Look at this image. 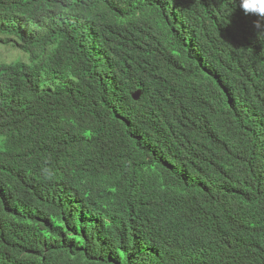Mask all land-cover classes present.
<instances>
[{"label": "trees", "instance_id": "1", "mask_svg": "<svg viewBox=\"0 0 264 264\" xmlns=\"http://www.w3.org/2000/svg\"><path fill=\"white\" fill-rule=\"evenodd\" d=\"M259 19L0 0V264H264Z\"/></svg>", "mask_w": 264, "mask_h": 264}, {"label": "rangeland", "instance_id": "2", "mask_svg": "<svg viewBox=\"0 0 264 264\" xmlns=\"http://www.w3.org/2000/svg\"><path fill=\"white\" fill-rule=\"evenodd\" d=\"M28 55L24 53L11 39L0 40V62L14 60H27ZM2 136L0 135V141Z\"/></svg>", "mask_w": 264, "mask_h": 264}, {"label": "clouds", "instance_id": "3", "mask_svg": "<svg viewBox=\"0 0 264 264\" xmlns=\"http://www.w3.org/2000/svg\"><path fill=\"white\" fill-rule=\"evenodd\" d=\"M239 7L246 15L254 14L259 17L255 28L258 30L257 33L264 31V24L260 22V20H264V0H239Z\"/></svg>", "mask_w": 264, "mask_h": 264}]
</instances>
